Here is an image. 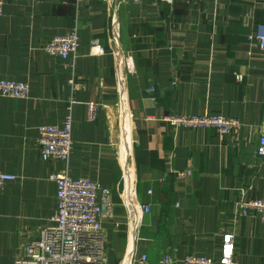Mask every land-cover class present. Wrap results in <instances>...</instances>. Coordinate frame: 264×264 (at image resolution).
Masks as SVG:
<instances>
[{"label":"crops","instance_id":"1","mask_svg":"<svg viewBox=\"0 0 264 264\" xmlns=\"http://www.w3.org/2000/svg\"><path fill=\"white\" fill-rule=\"evenodd\" d=\"M3 1L0 81L27 83L29 96H0V172L16 177L0 190V264H12L54 213L47 178L64 165L41 160L37 130L59 125L69 107L70 177L110 189L120 223L103 222L106 264H135L140 255L150 264L217 258L226 231L234 234L237 264H264V225L233 217L240 199H264V159L255 153L264 57L253 38L264 25V0ZM75 24L73 59L42 51ZM93 40L103 54H90ZM87 103L98 104L94 122L86 120ZM204 111L235 118L241 129L220 139L212 129L161 121ZM125 148L128 174L119 154ZM184 170L192 174L174 175ZM123 198L149 212L130 209ZM134 221L132 245L127 227Z\"/></svg>","mask_w":264,"mask_h":264},{"label":"built area","instance_id":"2","mask_svg":"<svg viewBox=\"0 0 264 264\" xmlns=\"http://www.w3.org/2000/svg\"><path fill=\"white\" fill-rule=\"evenodd\" d=\"M160 1L166 4L174 2V0ZM3 8L4 1L0 0V17L3 14ZM253 38L264 57V25L257 26ZM78 46V26L75 24L68 33L52 38L41 49L51 56L67 60L75 57ZM89 52L92 55H100L105 52V49L98 40H93ZM236 78L239 80L240 76L237 75ZM68 84L74 87L73 77L68 80ZM0 96L25 100L29 96V85L20 81L1 80ZM85 109L86 120L94 122L98 104L87 103ZM161 121L174 129H212L220 139L227 135H235L241 129V123L237 119L207 111L192 116L168 115ZM37 133V146L41 160L60 161L64 167L51 173L47 178L55 186L54 213L46 225L39 229L38 237L26 243L22 254L16 257L12 264H106L104 249L106 231L103 222H112L115 229L119 228L120 223L115 220L110 189L88 178L70 177L69 160L73 145L71 108L67 109L59 125H42ZM255 153L258 158L264 159V124ZM191 174L190 170L174 172L179 179L187 178ZM14 180H16L14 175L0 172V190L6 183ZM240 192L243 194V190ZM123 201L130 209H138L143 213L149 212L147 205L138 206L125 198ZM233 215L234 218L254 217L261 225H264V199H240ZM133 223V227L132 225L127 227L132 245L135 240L134 232L138 226L136 221ZM172 258L175 262L178 260L176 256ZM134 262L150 264L145 255H140ZM181 263L237 264L234 260L233 232L226 231L222 235L217 258L189 255L185 256Z\"/></svg>","mask_w":264,"mask_h":264},{"label":"bare ground","instance_id":"3","mask_svg":"<svg viewBox=\"0 0 264 264\" xmlns=\"http://www.w3.org/2000/svg\"><path fill=\"white\" fill-rule=\"evenodd\" d=\"M119 154H120V160H121V162L124 164V167H125L126 158H127V156L129 155V150H128V148L123 149L122 151H120ZM124 170H125V173H126V174L129 173V171L127 170L126 167L124 168Z\"/></svg>","mask_w":264,"mask_h":264}]
</instances>
